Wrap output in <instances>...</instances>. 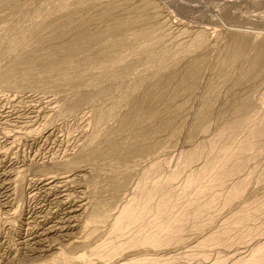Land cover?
<instances>
[{
    "label": "rangeland",
    "instance_id": "obj_1",
    "mask_svg": "<svg viewBox=\"0 0 264 264\" xmlns=\"http://www.w3.org/2000/svg\"><path fill=\"white\" fill-rule=\"evenodd\" d=\"M17 2L0 4V74H10L9 84L0 83V264H230L252 249L264 254V133L241 137L239 143L251 147L227 166L228 177L202 194L201 201L214 196L213 205L186 221L168 245L92 253L123 240L110 233L112 216L134 196L151 164L159 169L149 180L177 189L186 172L169 176L179 170L181 155L239 115L235 107L255 104L246 129L264 128V73L243 77L248 58L264 50V0ZM39 3L44 13L36 10ZM118 22L121 30L112 31ZM19 33L27 37L8 52ZM98 33L102 39L93 50H80L76 58L96 57L107 69L113 58L129 66L128 73L99 86L95 63L62 64L68 72L58 74L46 69L71 45ZM150 36L158 43L147 50ZM236 46L242 56L232 64ZM188 66L195 71L192 89H177ZM74 77L81 83L72 84ZM104 86L108 92L94 94ZM133 98L145 99L153 115L141 117ZM103 111H109L105 119ZM91 149L98 150L88 155ZM102 203L111 217L91 221Z\"/></svg>",
    "mask_w": 264,
    "mask_h": 264
},
{
    "label": "bare ground",
    "instance_id": "obj_2",
    "mask_svg": "<svg viewBox=\"0 0 264 264\" xmlns=\"http://www.w3.org/2000/svg\"><path fill=\"white\" fill-rule=\"evenodd\" d=\"M17 1L18 0H0V4L2 3L3 4L4 3L16 4L18 3ZM47 1H52V0H44V3ZM43 9H44L43 5L40 3L36 7V10L40 13L43 12ZM76 11H70V12L67 11L68 13H66V15H71L72 13H75ZM59 26H63V25H58L57 27ZM121 27H122V23L118 22L115 24V28L112 31H117L119 29L121 30ZM81 28H84V27H81ZM37 30H38V27H35L34 31H37ZM101 34L102 33L91 34L89 38L84 39L82 45L78 43L71 45L68 48L67 52L63 54L64 56H62L61 58L55 57L53 58V60L48 61V64H46V67H47L46 69H48L50 72L58 74V73L67 71V69L65 70L64 66L62 68L59 67L62 64H64L65 66L76 65L79 67L80 65L82 66L92 65L93 63L96 62L95 61L96 57H93L91 59L78 60L76 58L77 53H79L80 50L92 51L93 50L92 48L94 44L96 43V41L99 39H102ZM26 37L27 36L25 34H23L22 37H20V33H19L16 39L14 40L15 43H12L11 45H9L10 48L7 47L8 49H10V51L8 52H13L17 45L16 43H18L21 38H26ZM149 40L152 43L148 48H146L147 50H150L151 48H153V46H155L158 43L157 37L150 36ZM236 48L237 50H233L230 55V62L232 64H234L235 62H238L239 57L241 55V50L239 46H236ZM140 50L142 51V49ZM54 54H57V53L55 52ZM147 55H148V58L151 60L154 59V57L156 56V54H153L152 52H149ZM115 61L116 60L112 58V61L110 64V66L112 65L111 69H107L105 65L102 63L100 64L95 63L94 67L96 68L94 69L95 71L94 82H96L97 85L99 86L102 85L104 81H106L108 78L125 75L126 73H128L130 69L129 66H124L125 63L124 64L122 63L123 66L122 65L120 66L121 63L118 64ZM31 63H32V60H31ZM263 73H264V50L260 51L259 55H257L256 57L248 58L247 68L245 69V73L243 77L245 79L246 78L255 79L257 77H262L261 75H263ZM32 74L34 73H32L31 71V75ZM194 74H195V71L192 67H189V66L186 67L185 71L182 74H180V76L178 77L179 84H178L177 89L191 90L192 86L191 85L189 86L190 83L188 82L190 79L194 77ZM9 77H10V74H7V73L0 74V83L5 84L7 82L6 84H9L10 83L8 82ZM67 77H69V75ZM81 79H82L81 77L80 79L78 77V79L76 78L75 80V77H74L73 79L74 83L73 82L71 83L80 84ZM146 79L147 77L145 76L137 79L135 83L132 84L133 89L138 88ZM169 80H173V77H170ZM14 83L19 84L17 82H14ZM105 91L107 92L109 91L108 86L106 87L104 86L103 88L95 91L94 94L97 96H100ZM133 105H135V108L138 110V113L141 114V117L143 115H146V116L153 115L152 109L148 105H146L145 99L138 100V99L133 98ZM137 110L136 111L133 110V111L137 112ZM235 110H237L239 115L234 114V116H232L233 115L232 114L230 120H227L225 123H223L222 129L219 130L207 142H205L206 144L197 145L196 147L194 146L193 149H191L190 151L184 152L181 155L179 159L180 161L178 162L180 166V168L178 166L179 170L172 172L169 176L171 179H177L180 175H184V172H186L181 186L178 187L177 189L173 186H169L168 188L164 189L161 187L162 184L158 183V181L149 180L151 177V174L155 173L159 169V166L157 164H151L149 166L147 171L144 173L142 180L139 182V185L137 187V190L134 193V196L131 199H129L119 209L116 215L112 216V220L110 223V231H111L110 233L112 234L114 239L122 238L123 240L118 241V242L108 241V242L102 243L99 246H97L95 249H93L92 251L93 254L113 256V255L120 254V252L126 246L135 247V246L143 245V246H148L151 248H159L160 246H163L164 244L168 245L170 239L174 238L179 232L183 231L186 228V225H185L186 221L190 219L195 220V219L200 218V216L208 208H210L213 205L214 196H212L209 200L201 201L202 194L204 192L210 191L211 188H214L216 186V184L220 183L224 178L228 177V175L231 173V170L228 169L227 166H229V164L234 159H236L239 155H241L242 152H244L245 150L251 147L250 144L246 145L244 143H239L241 137L245 134H248L249 137L256 138V137H260L264 133L263 126L261 127L253 126L251 128L249 127L248 129H246L248 127V123L251 122L250 118H253L251 117L250 114L248 115L247 113L249 111L254 112L253 114L257 113V108L255 107V104L246 105V106L244 105L243 107L239 106L237 108L235 107ZM108 112L109 111H106V112L103 111L100 115V118L105 119L109 114ZM137 115L135 117H137ZM204 115L206 119L210 117V114L208 112H206ZM123 119L126 120L127 118L126 119L123 118ZM123 119L121 120L123 121ZM136 119H138V117ZM122 121H120V124ZM148 134L149 133H147V135ZM97 150H94V151L92 150L93 152L91 151L90 154L87 153L88 152L87 150V152L85 153H87L88 155H91V154L93 155L96 153ZM140 151L142 150H139V152ZM81 154L82 153H80V155ZM92 159H94V157ZM77 161H80V160H77ZM148 185H151L152 187L147 188ZM95 210H96L95 214L93 215L91 219V221L93 222L111 217L110 214H108L107 212L105 203H102ZM236 219L244 220L245 218L243 217V218H236ZM88 223L90 222L88 221ZM213 237H218V235H213ZM261 253L263 252L261 250L259 251L258 248L252 249L248 257L239 258L238 260L233 261L230 264H264V254H261ZM120 264H152V262L148 259L147 260H136L135 259V260H127Z\"/></svg>",
    "mask_w": 264,
    "mask_h": 264
}]
</instances>
